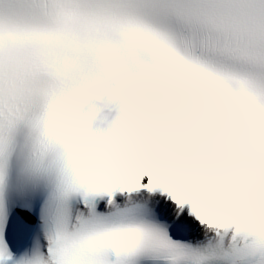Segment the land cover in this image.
Returning <instances> with one entry per match:
<instances>
[{
  "label": "snow or ice",
  "instance_id": "6c2138e0",
  "mask_svg": "<svg viewBox=\"0 0 264 264\" xmlns=\"http://www.w3.org/2000/svg\"><path fill=\"white\" fill-rule=\"evenodd\" d=\"M0 264H264V0H0Z\"/></svg>",
  "mask_w": 264,
  "mask_h": 264
},
{
  "label": "clouds",
  "instance_id": "9594fccd",
  "mask_svg": "<svg viewBox=\"0 0 264 264\" xmlns=\"http://www.w3.org/2000/svg\"><path fill=\"white\" fill-rule=\"evenodd\" d=\"M174 70L178 71V69ZM195 98L198 101L196 115L202 120L207 138L220 141L221 147L225 148L228 144L225 124L209 96L207 87L199 81L196 83ZM242 111L245 109L242 108Z\"/></svg>",
  "mask_w": 264,
  "mask_h": 264
}]
</instances>
